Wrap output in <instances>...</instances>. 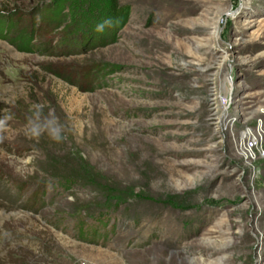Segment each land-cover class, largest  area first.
Returning <instances> with one entry per match:
<instances>
[{"label": "rangeland", "instance_id": "obj_1", "mask_svg": "<svg viewBox=\"0 0 264 264\" xmlns=\"http://www.w3.org/2000/svg\"><path fill=\"white\" fill-rule=\"evenodd\" d=\"M5 116L0 264H264V0H0Z\"/></svg>", "mask_w": 264, "mask_h": 264}, {"label": "clouds", "instance_id": "obj_2", "mask_svg": "<svg viewBox=\"0 0 264 264\" xmlns=\"http://www.w3.org/2000/svg\"><path fill=\"white\" fill-rule=\"evenodd\" d=\"M105 24L111 25V21H106ZM104 25H98L97 31H102ZM42 109L43 106H34ZM10 116L0 118V132L6 131L7 121ZM47 133L49 137L55 141L62 139L63 125L60 124L59 118L55 115L54 109H50L47 116L42 115V111L38 110L28 118L26 125V135L29 138H38L42 134Z\"/></svg>", "mask_w": 264, "mask_h": 264}, {"label": "built area", "instance_id": "obj_3", "mask_svg": "<svg viewBox=\"0 0 264 264\" xmlns=\"http://www.w3.org/2000/svg\"><path fill=\"white\" fill-rule=\"evenodd\" d=\"M220 91L219 94H215V91L213 92L212 98H211V105H212V110H213V115L216 116V122L219 123L221 126H224V128L227 127V125H231V123L236 122L237 118L234 116H232V118L230 116V111L227 108L228 105V98H225L224 96H220ZM259 128V139H257V141H253L254 139V132L255 130H250V129H246L245 132H243V134H248V132H250V137L249 139L247 138L246 140H243V138H241L240 143H239V148H240V152H242L245 157L248 160H253L254 159V150H256L259 145H260V141L262 140L263 136L261 134V132H264V130H262V124L258 125ZM261 129V130H260Z\"/></svg>", "mask_w": 264, "mask_h": 264}, {"label": "bare ground", "instance_id": "obj_4", "mask_svg": "<svg viewBox=\"0 0 264 264\" xmlns=\"http://www.w3.org/2000/svg\"><path fill=\"white\" fill-rule=\"evenodd\" d=\"M259 128L260 127H257V129L255 130V132H254V139H253V141H257V139H259V135H260V132L258 131L259 130ZM261 130V129H260ZM262 130H263V127H262ZM244 135V137L245 138H243V140H246L247 138L249 139V137H250V132H248V134L246 135V134H243ZM241 155H242V157L247 161V162H249L250 163V161L245 157V155L241 152Z\"/></svg>", "mask_w": 264, "mask_h": 264}]
</instances>
